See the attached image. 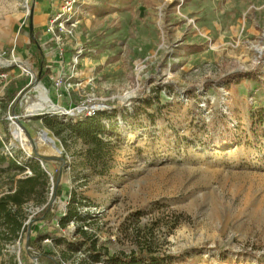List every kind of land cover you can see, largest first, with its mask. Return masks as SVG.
<instances>
[{
  "label": "rangeland",
  "instance_id": "obj_1",
  "mask_svg": "<svg viewBox=\"0 0 264 264\" xmlns=\"http://www.w3.org/2000/svg\"><path fill=\"white\" fill-rule=\"evenodd\" d=\"M39 1L0 0V60L9 64L0 67V136L18 163L53 159L38 158L51 212L65 216L75 198L81 220L61 230L31 223L41 209L31 202L24 243L8 244L0 264H39L27 240L62 264H106L89 259L79 229L111 253L181 255L166 264H264V0H85L72 35L41 32L42 70L30 44ZM247 71L257 76L224 81ZM40 84L60 110L27 111ZM114 109L116 119L102 117L109 145L98 160L93 143L67 130L62 141L42 118L76 123ZM44 131L58 154L42 148ZM11 186L0 178V190Z\"/></svg>",
  "mask_w": 264,
  "mask_h": 264
},
{
  "label": "trees",
  "instance_id": "obj_2",
  "mask_svg": "<svg viewBox=\"0 0 264 264\" xmlns=\"http://www.w3.org/2000/svg\"><path fill=\"white\" fill-rule=\"evenodd\" d=\"M32 44L36 46V51L32 59L39 65L42 70L46 64V58L42 47L38 44L37 39H32ZM0 72H3L0 70ZM49 72V71H48ZM257 76L255 71H247L243 73H233L224 78L226 83H234L239 79L248 80ZM15 97V94L13 93ZM113 113H99L93 117H79L76 123H63L58 117H42L44 124L52 129L57 137L64 140L63 134L67 130L68 136H77L84 142L93 143L96 149L89 152L94 160L101 159L105 154L103 153L109 143H105L106 125L102 117H107L109 120L116 119L117 109ZM107 141V140H106ZM5 140L0 136V178L7 176L13 186L8 190V193L0 197V256L8 244H14L18 240L24 243L21 234L28 227L25 225L28 214L25 212V207L30 202H34L35 207L41 208L40 211L31 218V223L43 222L53 226L55 221H58L57 228L61 230L67 226L70 221L81 220L80 212L78 211L77 200L74 198L65 208V216L58 215L57 208L54 206L53 211L52 201L47 200L46 190L50 184V177L47 171L42 167L40 160L45 164L52 161V158L41 157L37 153L32 156L35 159L29 160L27 163H18L19 155L13 149L14 157L8 155L5 151ZM65 160V159H64ZM91 160V158H90ZM22 164L25 167L21 166ZM7 165V167H1ZM11 170H15L13 175ZM30 171V174H25ZM61 171L58 170L53 175L55 193L58 190V177ZM83 220V219H82ZM79 242L86 248L89 259L94 263L100 261L106 264H166L168 261L180 258L181 255H167L165 257L157 258L147 250H136L131 252H117L111 253L110 247H107L102 241H99L96 236L91 235L88 231L79 229ZM28 246L34 248L38 253L37 259L39 264H62L53 254L46 253L41 250V244L35 240H27ZM20 260L27 263L29 261V252L22 246L20 251ZM163 262V263H161ZM13 264H18L14 262Z\"/></svg>",
  "mask_w": 264,
  "mask_h": 264
},
{
  "label": "bare ground",
  "instance_id": "obj_3",
  "mask_svg": "<svg viewBox=\"0 0 264 264\" xmlns=\"http://www.w3.org/2000/svg\"><path fill=\"white\" fill-rule=\"evenodd\" d=\"M7 65H9L7 62L0 60V67ZM37 93L38 94L36 97L29 98V101L27 102L28 112L45 113L48 111L55 112L60 110V108L57 105L53 104L50 98L48 97V90L44 85L40 84L37 87ZM14 135L16 139L22 143L21 145H23L25 149H27L28 151L32 149L31 143L28 141L24 132L20 128H14ZM40 142L43 146L42 148H44L49 154H58L61 151L55 139L46 131H44V133L40 135Z\"/></svg>",
  "mask_w": 264,
  "mask_h": 264
},
{
  "label": "built area",
  "instance_id": "obj_4",
  "mask_svg": "<svg viewBox=\"0 0 264 264\" xmlns=\"http://www.w3.org/2000/svg\"><path fill=\"white\" fill-rule=\"evenodd\" d=\"M81 4L84 5L85 0H62L59 10L50 20V25L48 26L47 32L51 38L58 39L61 35H72L74 33L80 20ZM6 148L8 149V154L14 157L12 153L13 147ZM28 173L30 174V171L26 172V174Z\"/></svg>",
  "mask_w": 264,
  "mask_h": 264
},
{
  "label": "crops",
  "instance_id": "obj_5",
  "mask_svg": "<svg viewBox=\"0 0 264 264\" xmlns=\"http://www.w3.org/2000/svg\"><path fill=\"white\" fill-rule=\"evenodd\" d=\"M60 1L61 0H40L38 3H36V6H35V9H34V14H33V17H32V22H36L35 24V28H34V23H32L31 25L33 26V30H31V25H30V31L32 33V36H31V47H33V52L31 53L32 57L34 56L35 54V51H36V46L32 44V39L33 38H36L37 39V42L39 44V39L41 37V32H45L43 33L42 35V38L45 40H50L51 39V36L46 33V25H47V20H49V17L52 16L53 12H55V10L58 8V6L60 5ZM37 34V35H36ZM48 34V35H47ZM21 42L19 44V46H21ZM27 44H25V47ZM21 50V48H20ZM26 52V51H25ZM8 190L9 189H2L0 190V197L7 194L8 193ZM31 205V202L26 205L25 207V212L27 211V209L30 207Z\"/></svg>",
  "mask_w": 264,
  "mask_h": 264
},
{
  "label": "water",
  "instance_id": "obj_6",
  "mask_svg": "<svg viewBox=\"0 0 264 264\" xmlns=\"http://www.w3.org/2000/svg\"><path fill=\"white\" fill-rule=\"evenodd\" d=\"M31 30H33V26L31 25ZM42 162V161H41Z\"/></svg>",
  "mask_w": 264,
  "mask_h": 264
}]
</instances>
